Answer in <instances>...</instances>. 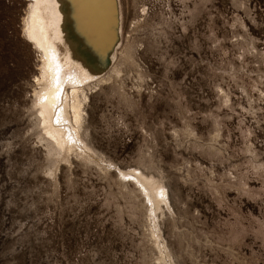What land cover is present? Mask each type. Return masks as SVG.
I'll list each match as a JSON object with an SVG mask.
<instances>
[{
	"label": "rangeland",
	"instance_id": "rangeland-1",
	"mask_svg": "<svg viewBox=\"0 0 264 264\" xmlns=\"http://www.w3.org/2000/svg\"><path fill=\"white\" fill-rule=\"evenodd\" d=\"M105 2L57 150L32 0H0V264H264V0Z\"/></svg>",
	"mask_w": 264,
	"mask_h": 264
},
{
	"label": "bare ground",
	"instance_id": "bare-ground-1",
	"mask_svg": "<svg viewBox=\"0 0 264 264\" xmlns=\"http://www.w3.org/2000/svg\"><path fill=\"white\" fill-rule=\"evenodd\" d=\"M104 3L105 0H32L25 33L42 51L36 107L48 139L57 150L69 149L77 142L76 131L69 127L70 115L73 112L78 125L84 98L81 85L92 73L97 74L101 65L93 47L98 49L102 40L107 8ZM66 85L72 87L70 94ZM138 179L148 190L150 181Z\"/></svg>",
	"mask_w": 264,
	"mask_h": 264
}]
</instances>
